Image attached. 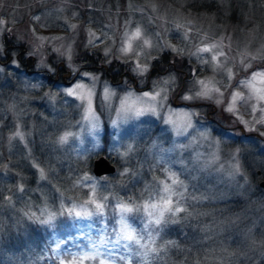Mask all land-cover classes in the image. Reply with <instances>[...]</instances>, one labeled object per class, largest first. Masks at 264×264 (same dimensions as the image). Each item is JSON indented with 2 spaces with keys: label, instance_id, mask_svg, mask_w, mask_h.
Segmentation results:
<instances>
[{
  "label": "rangeland",
  "instance_id": "rangeland-1",
  "mask_svg": "<svg viewBox=\"0 0 264 264\" xmlns=\"http://www.w3.org/2000/svg\"><path fill=\"white\" fill-rule=\"evenodd\" d=\"M203 2L214 3L218 11L199 8ZM0 20L6 29L0 31V165L8 158L0 186L6 194L20 183L26 189L14 206L0 207V264H55L49 250L54 241L66 239L68 248L73 243L83 248L110 231L114 205L147 199L145 188L153 186V177L163 178L161 162L179 174L189 196L206 198L189 199L193 218L184 227L165 228L158 245L187 228L198 239L190 249L191 263L264 264V189L258 185L264 180V127L254 123L264 113L251 110L262 103L256 96L264 94V78L250 80L252 72L264 70V0H0ZM135 27L163 47L136 49L133 41L139 57L125 56L120 52L124 33ZM211 44L225 55L211 61V54L202 53L207 63L191 55ZM82 50L92 55L88 61L79 55ZM137 63L148 67L143 76ZM246 64L251 66L244 70ZM245 79L251 88L237 85ZM200 80L220 91L183 100L203 90ZM105 88L113 93L107 102L102 101ZM233 91L252 99H238L232 104L235 112H228ZM145 92L160 95L152 100ZM125 97L143 110L140 115L118 119L115 110ZM88 99L99 118L98 135L83 120ZM17 125L25 141L10 144ZM65 131L77 135L55 143ZM128 146L134 150L124 156ZM96 152L116 167L106 181L91 170ZM234 155L240 171L230 175ZM33 163L45 169L47 179H40ZM124 168L134 174L121 176ZM85 174L94 178L97 195L109 197L103 219L58 216L41 224L24 215L86 201L89 182L78 179ZM171 248L148 264L168 263ZM132 264L142 262L134 256Z\"/></svg>",
  "mask_w": 264,
  "mask_h": 264
},
{
  "label": "snow or ice",
  "instance_id": "snow-or-ice-1",
  "mask_svg": "<svg viewBox=\"0 0 264 264\" xmlns=\"http://www.w3.org/2000/svg\"><path fill=\"white\" fill-rule=\"evenodd\" d=\"M35 19L39 20L40 18L35 17ZM4 24L5 21L0 20V25ZM71 27L75 28L76 26L71 25ZM4 30L6 29L0 27V31ZM124 37L125 39L123 41V45L120 47V52L125 54V56L132 54L139 57L140 53L134 49L133 41L137 42L135 46L136 49H142L145 46L163 47L162 45H153L149 39L144 38L139 27H135V30L131 32V34L125 32ZM215 49H217L216 44L205 45L203 47H199L197 51L195 53H191V55H195L197 59L207 63L208 61L205 60L201 54L208 53L211 54L210 60L216 61L218 55L224 56L225 54L223 51L214 52ZM173 50L182 51L175 48ZM2 53L3 47L0 46V54ZM26 54L30 55V53ZM105 55H107V52ZM13 63H16V61H13ZM250 66V64H246L244 66V70H247ZM136 69L138 74L143 76V74L148 70V67L146 64L141 66V64L137 63ZM0 71H2V69H0ZM257 77L264 78V70L254 71L250 74V80H255ZM227 79H233L231 69L228 70ZM250 80H239L237 81V85L251 88ZM164 83L168 84L169 81L165 80ZM198 83L203 86L202 91L195 92L193 95H183L181 98L183 100L211 98L210 93L213 90L216 92L220 91L218 88H208L203 80L198 81ZM77 87L81 86L78 85ZM73 94L74 93L71 91L68 92V95ZM112 95L113 93L105 88L102 101L107 102ZM143 95L155 100L156 96L160 95V93L152 95L149 92H145ZM89 96H91V93H89ZM80 98L81 100L84 99V97ZM238 99L247 103L250 99H252V97L245 96L240 91H233L231 93L232 103L225 110L228 112H235L232 104H235ZM256 99L262 103L259 107L256 104L251 105L252 113L257 111L264 113V94L256 96ZM128 100L129 97H125L124 100L121 101L119 109L115 110L118 119H125L133 112L135 115H140L143 111L134 109V107L128 103ZM151 110L154 111V109ZM83 120L88 125L89 131L98 135L97 130L99 128V118L92 110L91 99H88V108L85 109ZM241 122L245 124L248 123L243 120H241ZM112 123L116 124L117 121H113ZM254 123L264 127V116L255 120ZM190 126L191 125L186 124L184 125V128ZM180 131L182 132L183 129ZM76 135V133L65 131L56 139L55 143L60 145L66 144L70 137L75 138ZM260 135L264 136V133H261ZM25 137L26 134L20 129V126L17 125L12 134L8 137V140L10 144L12 141L24 142ZM133 150L132 146H128L123 155L128 156ZM95 155L99 157L100 153L96 152ZM233 160L235 163L230 175L239 174L240 171V165L236 155L233 156ZM104 163H107V161L103 157H100L95 161L96 167H99ZM32 166L37 168L40 179H47L46 171L39 165V163H33ZM160 167L162 168L163 178L161 179L156 176L153 177V186L145 188L147 199L141 197L143 200L142 203H138L136 200L131 198L127 201H117L113 207L114 224L110 231L105 230V232L95 240L89 239L88 243L83 248L78 243H73L71 248H68L67 245L69 241L66 239L54 241L55 248H50L49 250L55 253L52 257L55 264H132V258L134 256L139 257L142 264H148L150 258H159L162 253L167 251L168 248L175 247V241H165L159 245L157 244V240L160 238L161 232L169 226L184 227L186 222L193 218L192 212H190L188 210V206H186L188 200L194 199L199 201L201 199H205L206 197L189 196L187 193V185L180 179L179 174L173 171L170 167H164L163 162H161ZM130 174L134 173H130L128 168H124L120 173L121 176ZM78 179L81 184L89 182L91 195L86 201L80 204H71L68 207L61 204V207L58 210L52 212L47 211V209H37V211L40 212V215H37V211L29 210L25 211L24 215L30 220L39 221L41 224H51L58 216L73 218H92L94 216H98L103 219L109 197L97 195L98 185L93 183L94 178L92 176L85 174ZM101 179L106 181L107 176L104 175ZM25 192L26 189L23 183L9 188L7 190V194L5 189L0 186V207H3L4 205L9 207L14 206V200L20 199V194ZM45 216L47 219H44ZM138 219L140 220L139 227L136 224ZM188 226L191 227V225ZM72 249L76 250L73 251ZM121 249H123V252H121Z\"/></svg>",
  "mask_w": 264,
  "mask_h": 264
},
{
  "label": "trees",
  "instance_id": "trees-1",
  "mask_svg": "<svg viewBox=\"0 0 264 264\" xmlns=\"http://www.w3.org/2000/svg\"><path fill=\"white\" fill-rule=\"evenodd\" d=\"M202 4H205V7H200L199 6V8H203L205 10H214L215 9L216 11H218L216 9V5L214 3H211V5H210L209 3L203 2ZM199 8H195V9L199 10ZM233 11H234V8H233ZM5 44H6V47L11 45V44H9L7 42ZM21 48L22 47H20V49ZM17 52H19V49H17ZM17 54L15 56H18ZM80 54H81V56H85L86 57L85 60L89 59V56H92L91 54L90 55L87 54V53L85 54L84 50L80 51L79 55ZM167 60H168V57L163 54L161 59H160V61H162V63H165V62H167ZM91 63H97V61L96 60H92ZM52 64H54V63L52 62ZM180 231H182V232H180ZM170 237L176 242V246L170 249L172 251V256H171V258H169V261L166 264H181V262H182V264H184V261H187V264H196L194 261H193V263L190 262V259H191V255H190L191 251H190V249L194 248L195 244H197L195 242L196 236H195L194 232L193 231L189 232L187 230V228H184L182 230H178L177 233H173L172 235H170ZM180 252H185L186 253L185 256L183 257V255H180ZM181 257H183V260H180ZM42 264H48V262L46 260H44ZM159 264H162V263H159Z\"/></svg>",
  "mask_w": 264,
  "mask_h": 264
},
{
  "label": "water",
  "instance_id": "water-1",
  "mask_svg": "<svg viewBox=\"0 0 264 264\" xmlns=\"http://www.w3.org/2000/svg\"><path fill=\"white\" fill-rule=\"evenodd\" d=\"M100 157H103L107 163H104V164H101L99 167H96L95 165V161L97 159H99ZM8 163V159L6 158L4 160V162L0 165V171H2L6 164ZM91 170L93 172V174L95 176H102V175H105V174H110V173H113L114 170H115V166L110 162V160L105 157L104 155H100L99 157H96L93 161H92V167H91ZM258 185L262 188H264V180H260L258 182Z\"/></svg>",
  "mask_w": 264,
  "mask_h": 264
}]
</instances>
